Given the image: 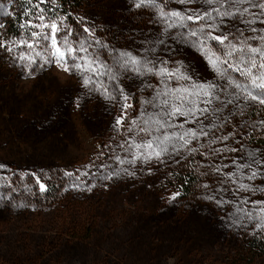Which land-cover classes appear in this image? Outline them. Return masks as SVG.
<instances>
[{
	"label": "rangeland",
	"instance_id": "1",
	"mask_svg": "<svg viewBox=\"0 0 264 264\" xmlns=\"http://www.w3.org/2000/svg\"><path fill=\"white\" fill-rule=\"evenodd\" d=\"M50 2L63 9L67 0ZM157 2L165 12L208 7ZM81 3L76 10L69 3L67 17L40 23L62 25L57 46L65 59L57 63L51 39L42 38L49 28L20 40L6 35L14 0H0V43L7 45V50L0 47V264L229 263L245 237L264 234V126L259 124L264 105L249 102L243 115L230 116L201 138L206 144L213 136H228L211 145L219 154L204 147L135 159L143 149L129 145L146 143L147 137L135 135L132 121L154 94L146 85L159 86L160 78L118 69V54L131 53L158 66L166 61L170 70L178 68L197 82L213 80L215 73L201 52L175 38L187 29L170 28L165 34L157 8L136 7L137 0ZM224 25V32L246 27L235 17ZM66 31L74 48L83 43L88 52L67 53ZM210 47L215 51V42ZM77 56L94 59L97 71H65L73 62L82 68L87 63ZM106 69L117 79L98 74ZM84 77L93 81L87 87ZM105 89L115 98H106ZM122 104L131 107L117 128ZM248 151H255L261 163L245 167ZM186 165H193L200 179L189 199L173 182L174 171ZM253 171L257 175L249 179ZM254 264H264V258Z\"/></svg>",
	"mask_w": 264,
	"mask_h": 264
},
{
	"label": "snow or ice",
	"instance_id": "2",
	"mask_svg": "<svg viewBox=\"0 0 264 264\" xmlns=\"http://www.w3.org/2000/svg\"><path fill=\"white\" fill-rule=\"evenodd\" d=\"M178 2L202 4L208 7L203 10L197 8L165 12L157 0H137L136 7L147 4L157 8L166 24L165 34L170 28L187 29V31H178L175 38L181 43L191 44L201 52L214 71L215 79L206 82L193 81L178 68L170 70L166 66V61H160V65L164 66H158L153 60L147 58L140 60L131 53H119L114 61L118 69L125 72L131 70L138 75L152 74L160 78L159 86L146 85L152 87L154 94L144 101L141 115L132 121L135 135L144 133L147 137L146 143L133 142L129 145L130 148H136L138 151L143 149L135 159L143 158L145 161L152 158L160 159L165 154L178 155L181 151L197 152L204 147H207L210 153L219 154L221 150L211 145L227 140L228 136H213L206 144L200 143L201 138H208L219 130L228 122L230 116L243 115L249 102L258 101L260 105H264V28L254 27L256 24H264V0H178ZM234 17L240 19L246 27L233 26L228 32L222 31V26L227 27L224 25L225 19ZM39 19L43 20L44 17L39 16ZM188 22H194L197 26L192 28ZM35 27L49 28V32L42 38L51 39L52 47L55 49L53 55L57 57L56 62L64 61L65 52L57 46V33L62 25L53 22L49 25L38 24ZM217 32L219 34H215ZM245 32L261 34L246 36ZM32 35L37 36L39 33L33 32ZM69 35L70 32L66 31L62 37L67 53L88 52V47L83 43L78 48H74ZM257 41L258 43H254ZM210 42H215V51L210 47ZM159 43H165L164 39H160ZM27 46L32 47L31 44ZM0 47L7 50L6 44L0 43ZM20 59L24 57L21 56ZM75 59L85 60L87 63L82 68L81 64L73 62L71 68L64 67L65 71L81 70L82 73L97 71L93 67L94 59L89 60L86 56H77ZM98 74L108 75L113 80L117 79V74L112 73L110 69ZM181 80L188 83L181 84ZM92 82L90 77L83 78L86 87ZM170 82H175V87ZM119 91L122 93V90ZM105 95L108 99L115 98L108 94L106 89ZM123 99L127 101L128 97L124 95ZM229 106L231 110L226 116L225 111ZM127 107L131 105H121L122 114L116 118L114 127L118 128L124 123ZM259 124L264 126V120ZM187 125L192 126L187 127ZM251 126L255 128L257 125L251 124ZM141 140L143 141L144 137H141ZM193 142L197 143V147H192ZM232 150L236 151V149ZM247 157L249 163L245 167H250L253 163H261L255 151H248ZM239 167L237 165L238 169ZM219 170L217 168V171ZM256 175L257 173L253 171L249 179L255 178ZM240 187L247 190L249 186L242 184ZM40 189L45 190V185L40 184ZM172 198L175 199V196ZM261 211L264 212V209Z\"/></svg>",
	"mask_w": 264,
	"mask_h": 264
},
{
	"label": "trees",
	"instance_id": "3",
	"mask_svg": "<svg viewBox=\"0 0 264 264\" xmlns=\"http://www.w3.org/2000/svg\"><path fill=\"white\" fill-rule=\"evenodd\" d=\"M82 0H67L64 8L50 0H14L12 17L7 23L6 35L11 39L20 40L30 37L38 29L35 25L44 19H56L69 16L66 11L67 5L71 3L73 9H79ZM173 182L177 191L183 199L191 198L198 189L199 176L193 165H186L173 173ZM240 253L226 264H254L256 260L264 258V234L252 235L242 240ZM210 264V263H209Z\"/></svg>",
	"mask_w": 264,
	"mask_h": 264
}]
</instances>
